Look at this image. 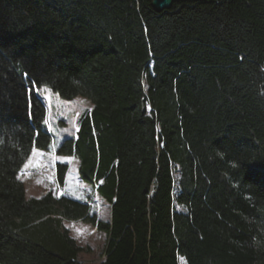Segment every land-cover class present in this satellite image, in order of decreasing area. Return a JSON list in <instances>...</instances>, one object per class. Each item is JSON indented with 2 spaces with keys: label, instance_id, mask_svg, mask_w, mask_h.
Instances as JSON below:
<instances>
[{
  "label": "trees",
  "instance_id": "trees-1",
  "mask_svg": "<svg viewBox=\"0 0 264 264\" xmlns=\"http://www.w3.org/2000/svg\"><path fill=\"white\" fill-rule=\"evenodd\" d=\"M43 87L92 102L56 154L109 222L27 198ZM64 221L106 234L98 264H264V0H0V264H83Z\"/></svg>",
  "mask_w": 264,
  "mask_h": 264
},
{
  "label": "rangeland",
  "instance_id": "rangeland-1",
  "mask_svg": "<svg viewBox=\"0 0 264 264\" xmlns=\"http://www.w3.org/2000/svg\"><path fill=\"white\" fill-rule=\"evenodd\" d=\"M39 94L47 107V125L52 135V144L50 152L35 149L20 173L27 198H41L52 191L56 197L67 196L89 203L100 220L109 222L111 206L102 201L91 186L83 182L79 175L78 158L61 157L56 154V150L65 140L76 137L81 117L92 108V102L83 96L67 100L47 87H43ZM60 163L69 166L63 185L57 182V166ZM64 225L78 244L92 250L90 253L84 252L79 255L83 264H98L104 260L107 246L105 233L83 221H64ZM77 230L81 234L78 235ZM181 264H184L182 259Z\"/></svg>",
  "mask_w": 264,
  "mask_h": 264
},
{
  "label": "water",
  "instance_id": "water-1",
  "mask_svg": "<svg viewBox=\"0 0 264 264\" xmlns=\"http://www.w3.org/2000/svg\"><path fill=\"white\" fill-rule=\"evenodd\" d=\"M199 2L205 0H151V5L156 12H162L165 10L171 9L175 3H184V2Z\"/></svg>",
  "mask_w": 264,
  "mask_h": 264
},
{
  "label": "snow or ice",
  "instance_id": "snow-or-ice-1",
  "mask_svg": "<svg viewBox=\"0 0 264 264\" xmlns=\"http://www.w3.org/2000/svg\"><path fill=\"white\" fill-rule=\"evenodd\" d=\"M26 167H27V166H26ZM77 231H78V235L81 234V233L79 232V230H77Z\"/></svg>",
  "mask_w": 264,
  "mask_h": 264
}]
</instances>
